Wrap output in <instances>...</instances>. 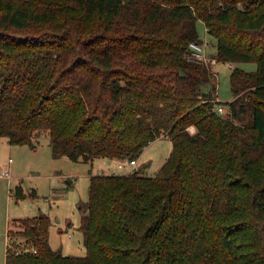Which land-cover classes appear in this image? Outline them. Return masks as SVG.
<instances>
[{"label": "trees", "instance_id": "1", "mask_svg": "<svg viewBox=\"0 0 264 264\" xmlns=\"http://www.w3.org/2000/svg\"><path fill=\"white\" fill-rule=\"evenodd\" d=\"M199 20L218 61L258 65L233 69L230 102L187 57ZM44 134L73 161L173 149L155 176H91L86 256L41 214L15 220L6 264H264V0H0V137Z\"/></svg>", "mask_w": 264, "mask_h": 264}, {"label": "rangeland", "instance_id": "2", "mask_svg": "<svg viewBox=\"0 0 264 264\" xmlns=\"http://www.w3.org/2000/svg\"><path fill=\"white\" fill-rule=\"evenodd\" d=\"M197 28L209 58L213 59L205 66L217 83V100L230 102L235 98L230 80L233 69L238 67L251 72L256 71L258 65L256 62L218 61L216 38L208 33L202 20L198 21ZM156 71L161 72V69ZM190 130L194 132L195 129L191 127ZM172 149L173 143L168 136L154 140L138 159L139 168L146 175H157ZM119 163L118 159L106 157L92 162L55 157L47 134L40 137L36 148L12 145L7 137H0V264H6L8 231L16 228L15 220L41 214L51 218L49 243L54 250L66 256H86L81 224L89 201L90 178L102 172L126 174L129 167L121 169ZM5 171L10 177L3 175ZM18 188L22 189L23 197L18 195Z\"/></svg>", "mask_w": 264, "mask_h": 264}, {"label": "built area", "instance_id": "3", "mask_svg": "<svg viewBox=\"0 0 264 264\" xmlns=\"http://www.w3.org/2000/svg\"><path fill=\"white\" fill-rule=\"evenodd\" d=\"M187 57H188L189 61L198 62V63L204 64L206 66H209V62H211L213 60L212 58H209L207 51H206L205 44L201 43V42L200 43L199 42H191L189 44ZM218 111L220 113H224L225 107L223 105H220L218 107ZM126 166L129 167L128 173L140 169L138 159H132V160H127V161L121 160L119 163V168L123 169ZM3 175L10 177L8 171L3 172Z\"/></svg>", "mask_w": 264, "mask_h": 264}, {"label": "crops", "instance_id": "4", "mask_svg": "<svg viewBox=\"0 0 264 264\" xmlns=\"http://www.w3.org/2000/svg\"><path fill=\"white\" fill-rule=\"evenodd\" d=\"M207 29V28H206ZM140 158V157H139ZM119 161H121V160H119ZM119 166V165H118ZM102 173H104V172H102ZM126 173H128V171L126 172ZM105 174H110V173H105Z\"/></svg>", "mask_w": 264, "mask_h": 264}, {"label": "water", "instance_id": "5", "mask_svg": "<svg viewBox=\"0 0 264 264\" xmlns=\"http://www.w3.org/2000/svg\"><path fill=\"white\" fill-rule=\"evenodd\" d=\"M184 72L183 71H181V74H183Z\"/></svg>", "mask_w": 264, "mask_h": 264}]
</instances>
